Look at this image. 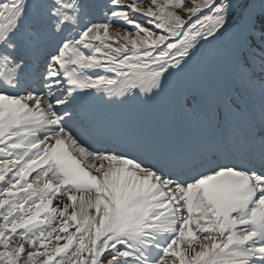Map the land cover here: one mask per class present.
Instances as JSON below:
<instances>
[{
	"label": "snow or ice",
	"instance_id": "1",
	"mask_svg": "<svg viewBox=\"0 0 264 264\" xmlns=\"http://www.w3.org/2000/svg\"><path fill=\"white\" fill-rule=\"evenodd\" d=\"M0 264H264V0H0Z\"/></svg>",
	"mask_w": 264,
	"mask_h": 264
}]
</instances>
